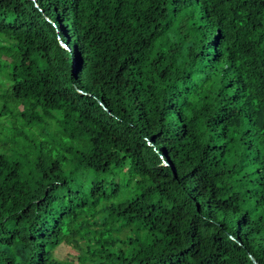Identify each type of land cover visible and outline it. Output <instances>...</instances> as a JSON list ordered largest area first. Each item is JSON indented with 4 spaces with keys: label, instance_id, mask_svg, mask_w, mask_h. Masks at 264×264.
I'll return each instance as SVG.
<instances>
[{
    "label": "trees",
    "instance_id": "trees-1",
    "mask_svg": "<svg viewBox=\"0 0 264 264\" xmlns=\"http://www.w3.org/2000/svg\"><path fill=\"white\" fill-rule=\"evenodd\" d=\"M0 264H264V0H0Z\"/></svg>",
    "mask_w": 264,
    "mask_h": 264
}]
</instances>
